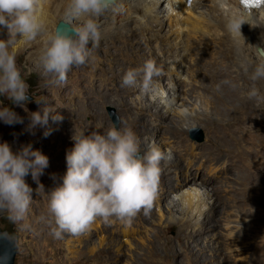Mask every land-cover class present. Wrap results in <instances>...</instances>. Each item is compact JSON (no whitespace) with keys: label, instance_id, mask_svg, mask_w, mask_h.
<instances>
[{"label":"rangeland","instance_id":"374dc122","mask_svg":"<svg viewBox=\"0 0 264 264\" xmlns=\"http://www.w3.org/2000/svg\"><path fill=\"white\" fill-rule=\"evenodd\" d=\"M158 10L161 11V9ZM183 14L189 15L191 18L194 16L189 11H184ZM110 15L102 18V22L111 19ZM205 20H200L201 27L197 31H190L191 25L175 26V28L168 25V20L162 19L161 22L158 20L159 23L154 22L151 30L147 31L146 38L148 40L141 39L139 48H134L130 44L135 38L128 40L126 45L119 42L118 48L123 49L122 47H124L130 52L129 60L120 59L113 62L111 55L98 48L86 64L74 66L69 71L67 83L64 85L51 84L48 82V78L42 75V69L38 66V53L41 49L39 43L33 42L26 48H18L17 62L24 69L23 74L30 86L29 95L31 97L25 106L27 109L25 111L24 107L11 104L6 96H0V104L11 107L24 120L23 124L13 126L0 121V142H8L13 151L19 149L21 145L31 143L34 149L40 150L48 157L49 167L39 178L47 192L61 182L60 178L66 172V153L73 147L72 136L74 133L84 130L85 132L99 131L104 134L113 124L123 127L125 118H122V112L124 111L112 103L113 99L117 97L115 95L117 91L126 93L127 86L121 88L123 82V77L119 75L121 70H135L136 76L141 77L144 75L148 61H154L156 66L161 69L184 68L187 77L189 76L187 82L191 80L194 91L205 92V89L210 85L219 90L224 84L227 91L230 89L234 93L235 90L236 95L240 93L243 98H246L245 102L250 101L246 95L250 81L240 68L243 57L239 53L244 50L242 53L253 60L262 57L257 51V47L260 45L254 43L257 39L243 36L241 38V43H243L241 48L243 49H238L234 46V41L230 40V37L223 33L218 26ZM58 21H62L61 18L55 21L53 28ZM2 38L6 39L7 33L6 29L0 28V39ZM260 47L264 49V46ZM111 63L113 66H110ZM121 63L124 65L119 66ZM181 64L185 66H181ZM101 70L105 71V80H100ZM113 74L117 75L116 82ZM229 79L232 80L231 83H229ZM259 83L261 91L264 92V81ZM100 84L105 87L104 93L98 90ZM128 91L131 95L134 90L129 88ZM209 91L211 92V89ZM210 92H207V95L213 102H215V97L220 98L216 92L213 91L214 94ZM45 97L55 108V112L50 114L48 127L51 129V134L47 137L43 135L44 128L37 127L34 134L25 130L29 123L28 114L38 110L39 106L35 101H40ZM235 97L232 101L220 99L226 105L231 103V106L227 105L226 108L233 109L234 114H239L246 104L243 101L235 100ZM251 108L257 110V121H252L255 123L247 131L250 136H247L245 132L242 135L246 136L247 141H254L259 155L264 158V104L254 102L248 106V109ZM56 114L63 117L61 122L51 120V116ZM212 116L216 118L218 115L213 114ZM230 128L234 135L237 134L231 124ZM192 129L195 133L202 132V141L191 137ZM212 130L210 126H195L188 129L183 137L202 145L208 141L209 136H212ZM222 134L226 137L227 145L223 144V146L212 141L215 139H211L210 142L215 143V150L208 149L207 154L206 152L200 154V150L196 149L194 155H190L192 154L190 146L189 150L181 145L179 147L180 150L183 149L181 154L189 155L192 158L197 156V161L202 163L200 164L202 167L198 171L201 173L200 177L203 176L208 180L205 185V193L211 189V186L208 187L209 185L218 187L219 184H222L219 195L223 196L224 202L219 203L218 201L214 204V210L218 213L222 212L219 214L220 224L217 221H203L205 227H208H206L207 229L204 227L205 237L213 236L209 234L212 231L216 234L213 236L214 241L217 242L215 245L208 246L201 243L203 234L190 237V233H195L190 232L189 227L187 228V233H189L186 234L188 236L185 238V235L181 234L179 237L177 234L179 225L175 222L162 223L161 228L156 232H140L143 227H149L150 230L152 227L155 229L156 225L160 227L156 214L150 218L153 220L152 224L156 222L154 225H150L149 221L143 222L145 218L139 215L133 219L130 225L115 217L111 218L110 223H105L102 219L97 218L90 231L79 236L65 233L62 239H55L50 234V226L40 219L41 216L47 217V196L35 192L37 185L29 175L25 179L34 191L28 219L24 222L28 227L13 223L8 219L7 213L0 212V228L14 231L19 236L14 264H264V199L257 198L247 204L243 202L248 190L254 186H263V182L256 185L243 182L245 178L244 166L241 164L239 166L236 163L239 167L236 169L231 163V157L225 151L227 149L236 151V148L240 150V147L234 144V139L229 134ZM141 148L142 151L146 150L145 147ZM218 149L223 151L218 152ZM262 160L264 161V159ZM186 166L188 167H185V170L189 169L191 172L194 170L192 165ZM169 170L171 173L172 170ZM215 170L217 171L214 173ZM164 214L166 215L165 211ZM147 216L146 218H148ZM225 222L233 225H226V227ZM127 226L139 231L136 237L128 238L129 242L121 233V230ZM232 233L236 235H230Z\"/></svg>","mask_w":264,"mask_h":264},{"label":"clouds","instance_id":"9594fccd","mask_svg":"<svg viewBox=\"0 0 264 264\" xmlns=\"http://www.w3.org/2000/svg\"><path fill=\"white\" fill-rule=\"evenodd\" d=\"M45 0H0V28L6 29L7 38L0 39V96H6L13 105L24 107L29 102V84L18 64L16 45L32 44L42 39L38 53V66L48 82L56 85L67 83L69 71L74 66L86 64L92 51L98 47L104 31L102 18L123 10L118 0H66L62 9V22L67 30H49L44 12ZM249 14L237 9L226 19L225 28L234 37H242L241 26L249 23ZM240 68L250 81L247 98L264 104V57L255 60L246 54ZM143 87H152V76L162 74L154 61L145 66ZM135 70H128L123 77L125 86H135ZM174 87V85H173ZM37 103L38 110L28 114L26 131L34 134L37 127L44 128L45 137L51 134L48 127L50 114L55 108L47 97ZM175 104V96L169 101ZM188 116L187 109L182 113ZM53 122L63 117L52 115ZM0 121L13 126L24 120L11 107L0 104ZM87 133V134H86ZM73 147L66 153V172L61 182L45 192L40 177L49 167V159L31 143L13 151L8 142H0V212L7 213L13 223L28 219L33 201V188L26 182L31 175L37 187L35 192L47 196V217L41 220L50 226V234L62 239L64 234L82 235L90 231L97 218L110 223L115 217L131 224L143 210L148 215L160 191L161 162L173 159V151H164L155 141L142 151L141 139L127 124L111 125L106 133L81 130L72 136Z\"/></svg>","mask_w":264,"mask_h":264},{"label":"bare ground","instance_id":"6f19581e","mask_svg":"<svg viewBox=\"0 0 264 264\" xmlns=\"http://www.w3.org/2000/svg\"><path fill=\"white\" fill-rule=\"evenodd\" d=\"M118 2L123 4V10L110 15L111 19L102 22L104 24L102 38L98 47L92 51L90 57H92V54H94L98 48H101L103 52L111 55L113 62L120 59L124 61L129 60L128 58H131L130 52L124 49V47H122L123 49L118 48L119 42L126 45L128 40H133L135 38L130 44L134 48H139L141 39L148 40L146 38V33L154 26V22L156 23L158 20L161 22L162 19L168 20L169 26L184 27L186 25H191L189 28L190 31H197V29L201 27L200 20L206 19L207 21L213 22L223 33L227 34L230 40L234 41V46L238 47V49H243L241 48V44H243L241 43V38L243 36L247 38L254 37L257 39V41L255 40L254 42L256 45L264 46V5L259 9L246 10L244 7L240 6L237 0H118ZM65 4L66 0H45L44 12L49 30H52L55 21L62 17V9ZM158 9H161V11ZM237 9L247 14L249 13L250 22L244 23L241 26L242 37H234L225 28L226 19ZM184 11L193 13V18L183 14ZM182 30H184V28ZM42 39L43 38H38L35 43H39L42 47ZM28 46L29 45H25L23 42L16 45L17 49L26 48ZM30 57L29 55V59ZM123 65L124 64L121 63L119 66ZM110 66H113V63H111ZM181 66L185 65L181 64ZM128 70L130 69L121 70V74L119 75L124 77ZM101 71L102 76L100 80H105V71ZM113 75L115 76L116 82L117 75ZM188 77L186 69L184 68H179L177 70L170 68L162 69L161 75L151 77L152 87L146 90L143 87L146 78V73L144 72L143 76L137 77L135 86L126 87L122 82L121 88L126 87V93L123 94L122 91H117L115 94L117 97L113 99L112 103L124 111L122 112V118H125L123 126L127 124L134 130L141 139V147H145L147 150L148 144L155 141L162 150L167 151L172 149L173 151V159L171 161L165 160L161 162L162 173L160 178V192L152 210L148 216L144 214L143 210L138 214L145 218L143 222L149 221L150 225L156 224V222L152 224L153 220L150 219L156 214L160 227L156 225L155 229L152 227L151 230L149 227H143V230L140 229V232H156L161 228L162 223L175 222L179 225L177 233L179 237L183 234L186 238L188 236L186 234L189 233H187V228L189 227L190 232L195 233H190V237H197L203 234L201 243L209 246L217 243L213 239V236L216 234L212 231L209 234L213 236H209V238L205 237L206 230H204L205 225L203 221H217V223L220 224L221 219L219 218V214L222 212H216L214 210V204L218 203V201L219 203L221 201L224 202L223 196L219 195L222 184H219L218 187L209 185L208 187L211 186V189L205 193V185H207L208 180L203 178V176L200 177L201 173L198 171V169L202 167L200 165L202 163L197 161V156L192 158L187 153L188 156L181 154L183 149L180 150V145L187 148L190 146V152H192L190 155H194L196 149L200 150V154H205V152L207 154L208 149L211 151L215 150V143L227 145L226 137L222 133L229 134L234 139V144L240 147V150L236 148V151L232 149H227L225 151L231 157V163L236 169L239 168L236 163L239 166L240 164L244 166L245 178L243 182L250 185L262 184L263 182V186L249 187L250 189L243 200L244 204L257 200V198L264 199V161L262 160L264 158L259 155V151L255 148L254 141H247L246 136L242 135L245 132L247 136H250L247 131L250 130L253 123H255H252V121H257V110L253 108L248 109V106L254 103V101L245 102L246 98H243L240 93L236 95L235 90L234 93L230 89L227 91L224 84L219 90L210 85L207 88L205 87L206 89L203 88L205 92L199 90L194 91L191 80L187 82ZM228 81L229 83L232 82L231 79ZM228 81L226 82L228 83ZM129 88L134 90L131 92V95H129ZM209 89H211L212 93L213 91L216 92L218 97L225 101H227V99L228 101H232L236 96L235 100L243 101V103L246 104V109L242 108L239 114H234L235 111L233 109L226 108V106L231 103L226 105L220 98L216 97L214 98L215 102H213L207 95V92H210ZM98 90L104 93L105 87L100 84ZM127 92L129 93L127 94ZM173 96H175V104L170 105L167 101ZM185 109L188 111L187 117L182 115ZM213 114H217L218 116L213 118ZM230 124L237 131V134H233ZM201 125L210 126V128L213 129L212 136L207 138V142L201 145L183 137L188 129L195 126L200 127ZM211 139H215L212 140L215 141V143L210 142ZM219 151L222 152L223 150L218 149V152ZM188 164L194 167L192 172L189 169L185 170ZM169 169L172 170L171 173ZM216 171L217 170H215L214 173ZM250 193L253 194L250 195ZM146 216L148 218H146ZM224 224L225 226L233 225L229 224V222H225ZM138 232V230L132 229L129 226L121 230L127 242H129V237H136ZM233 233L230 235H236ZM187 240L190 241L189 239ZM190 242L193 243L192 241Z\"/></svg>","mask_w":264,"mask_h":264},{"label":"water","instance_id":"95a60500","mask_svg":"<svg viewBox=\"0 0 264 264\" xmlns=\"http://www.w3.org/2000/svg\"><path fill=\"white\" fill-rule=\"evenodd\" d=\"M55 28L58 30H67V26L58 21ZM258 53L264 57V49L257 47ZM113 112V109H111ZM116 121V119H115ZM191 137L197 141H202L203 134L201 131L197 133L191 130ZM19 236L16 232L0 228V264H14V258L18 249Z\"/></svg>","mask_w":264,"mask_h":264}]
</instances>
